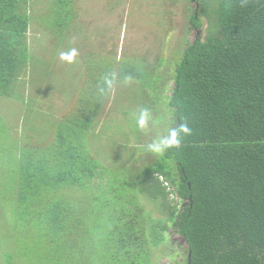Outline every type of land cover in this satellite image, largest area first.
<instances>
[{"label":"trees","instance_id":"trees-1","mask_svg":"<svg viewBox=\"0 0 264 264\" xmlns=\"http://www.w3.org/2000/svg\"><path fill=\"white\" fill-rule=\"evenodd\" d=\"M188 1L198 4L187 8L172 73L158 71L160 58L151 70L85 53L89 85L50 125V140L0 145L14 155L12 166L0 161L2 177L12 173V187L0 179V264H154L150 251L166 244L170 226L187 244L177 264H264V0ZM50 2L40 28L71 36L75 0ZM204 19L209 35L191 40ZM30 24L27 0H0V96L20 98L18 83L38 76ZM105 77L133 81L135 98L148 109L153 99L150 112L161 103L163 131L186 122L191 134L142 166L105 165L89 142Z\"/></svg>","mask_w":264,"mask_h":264},{"label":"rangeland","instance_id":"rangeland-1","mask_svg":"<svg viewBox=\"0 0 264 264\" xmlns=\"http://www.w3.org/2000/svg\"><path fill=\"white\" fill-rule=\"evenodd\" d=\"M27 3L31 22L28 42L31 52L38 55L33 65L34 74L38 76L30 80V75L26 74L24 82L18 83L20 98L0 96V145L4 146L10 141L18 146H34L50 140L53 122L72 109L80 88L85 91V86L89 85L83 81L86 67L82 72L80 68L85 53L96 52L93 58L115 60V64L121 59L124 60L122 64L129 63V60L143 61L151 70L160 58L162 64H166H161L158 71L169 73V62L175 58L178 39L187 31V7L190 6L188 0H180L179 4L176 0H75L76 16L72 17L75 29L71 36L60 39L57 33L51 35L40 28V16L49 14L50 0H27ZM168 14L171 16L169 23ZM209 22L204 19L199 33L195 30L187 32L191 40L197 34L205 39L209 35ZM169 28L172 33L167 39ZM75 43L80 47L74 46ZM70 49H76L78 53L74 62L62 61L60 53ZM136 90L133 81L112 83L101 114L92 126L90 147L105 165H115L128 158L131 163L139 160L137 164L142 166L157 155L148 151L147 145L168 126L169 121L161 116V103L158 102L157 111L151 110L154 114L149 129L140 130L135 119L139 109L147 106L133 96V91L134 95H140ZM149 98L147 96V101ZM152 100L148 102L150 108ZM13 159L11 152L0 151L3 163L12 166ZM1 174L0 179L6 180L3 186L12 187L11 169L5 177ZM141 202L145 209L153 210V215L159 217L160 213L146 198L143 197ZM169 231L173 237L178 236L175 231ZM181 245L186 250V243ZM165 248L166 244L158 249L152 248L150 255L154 264H169L165 257L168 249Z\"/></svg>","mask_w":264,"mask_h":264},{"label":"clouds","instance_id":"clouds-1","mask_svg":"<svg viewBox=\"0 0 264 264\" xmlns=\"http://www.w3.org/2000/svg\"><path fill=\"white\" fill-rule=\"evenodd\" d=\"M78 53L76 49H70L60 53V59L68 63H73ZM105 83L109 89L112 87V80L105 77ZM104 93L105 89H100ZM152 113L147 108H140L135 122L137 127L142 131H147L151 125ZM191 134L188 124L179 123L176 126L169 127L162 131L147 145V150L157 155L163 154L170 149L179 148L182 144V137Z\"/></svg>","mask_w":264,"mask_h":264},{"label":"flooded vegetation","instance_id":"flooded-vegetation-1","mask_svg":"<svg viewBox=\"0 0 264 264\" xmlns=\"http://www.w3.org/2000/svg\"><path fill=\"white\" fill-rule=\"evenodd\" d=\"M189 3L191 6H193V8L197 6L196 2L189 1ZM169 229L166 231V248L165 249L166 250L168 249V252L165 253V257L167 258L169 264H177L178 262L185 260L186 250L182 247L181 243L182 242L186 243V241L182 236L178 234H176L178 236L173 237L171 235L172 232H170ZM171 231L173 230L171 229ZM186 247H187V244H186ZM181 249H183L184 252H181Z\"/></svg>","mask_w":264,"mask_h":264}]
</instances>
